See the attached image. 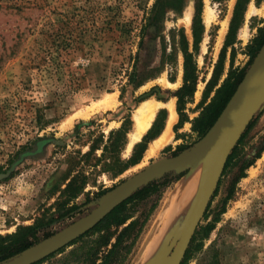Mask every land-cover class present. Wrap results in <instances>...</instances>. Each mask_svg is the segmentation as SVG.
Wrapping results in <instances>:
<instances>
[{
	"label": "rangeland",
	"instance_id": "1",
	"mask_svg": "<svg viewBox=\"0 0 264 264\" xmlns=\"http://www.w3.org/2000/svg\"><path fill=\"white\" fill-rule=\"evenodd\" d=\"M237 1L191 0L187 28L180 22L186 0H0V244L33 228L28 240L35 245L89 213L124 179L201 139L195 118L228 74L247 66L264 27V12L260 13L264 0H242L238 29L226 46ZM197 7L203 32L195 46L192 24ZM207 8L213 14L209 24L203 19ZM184 49L192 55L191 96L178 92L184 85ZM214 73L218 79L209 90ZM132 75L139 78V86L129 82ZM108 98L113 105L103 107ZM148 99L172 101L176 120L165 146L150 157L143 153L138 164L129 166L134 146L159 111L157 129L163 131L166 124L167 107L162 106L126 153L135 110ZM72 115L76 118L65 126ZM252 119L257 121L241 161L221 173L195 233L214 222L213 228L187 264H264V150L255 158L264 146V101ZM121 128L127 133L118 165L124 170L118 174L116 155L107 142L110 132ZM247 162L251 166L236 179ZM193 170L201 179L202 162L157 195L128 205L135 217L145 215L151 206L155 209L125 264H145L176 251L200 179L188 197L176 195ZM72 179L75 182L68 187ZM78 188L81 191L73 197ZM115 231L112 227L88 233L38 264H98L110 245L97 246L86 255L88 248L99 236Z\"/></svg>",
	"mask_w": 264,
	"mask_h": 264
},
{
	"label": "water",
	"instance_id": "2",
	"mask_svg": "<svg viewBox=\"0 0 264 264\" xmlns=\"http://www.w3.org/2000/svg\"><path fill=\"white\" fill-rule=\"evenodd\" d=\"M263 101L264 43L214 124L196 144L176 156L164 158L124 179L102 196L89 213L2 264H33L57 252L92 229L139 188L166 173L172 171L177 174L184 173L196 162L214 154L216 159L214 158L212 165L206 168L202 175L203 181L198 188L176 251L166 255L160 254L145 263L180 264L217 187L228 155Z\"/></svg>",
	"mask_w": 264,
	"mask_h": 264
},
{
	"label": "trees",
	"instance_id": "3",
	"mask_svg": "<svg viewBox=\"0 0 264 264\" xmlns=\"http://www.w3.org/2000/svg\"><path fill=\"white\" fill-rule=\"evenodd\" d=\"M241 3H242V0H238L235 6L234 15L231 19L229 32L227 34L226 46L232 43V39L234 38L236 31L238 29V24L236 20H237V15L239 11L241 10ZM200 14H201V8L197 7L195 17L193 19V24H192L193 39H194L195 46L200 42V38L203 32V26L201 23ZM263 43H264V27L259 30V36L255 39L254 46L251 48V51L249 52L250 58H249L247 66L239 71L230 72L227 78L223 81L222 85L215 90V95L211 99L210 103L204 106L200 115L197 118H195L194 125H195L196 131L199 134V138H202L206 134V132L210 129V127L214 124V122L216 121V119L218 118L222 110L224 109L225 105L227 104V102L229 101L233 93L235 92L236 87L243 79V76L246 72V68L250 66L254 57L256 56L261 46L263 45ZM141 45H142V41L139 42V46ZM183 54H184V64H183L184 85L181 87V89L178 92L182 96L183 95L191 96L195 90L194 89L195 79L193 77V72H192L193 69H192V61H191L192 55L189 54L186 51V49L183 50ZM136 76L137 75L129 76V82L137 87L140 85V83L138 81L139 78H137ZM217 79L218 77L216 73H214L213 77L208 83L209 90L212 85L215 86L213 82L215 83ZM180 99L181 97L177 101V104H178L177 110H178L179 115H181V108H180L181 100ZM161 112L162 111L158 112L151 128L143 136L142 140L134 146L132 155L130 159L128 160L129 166H134L140 162V160L142 159L143 153L145 152L147 148L146 146L147 143L153 140L154 138H156L162 131L161 127L157 129V124H156L158 118L161 115ZM256 121L257 119H252L248 123L244 131L241 133L236 145L233 147L230 154L228 155V158L225 162L222 173L228 171V169L235 167L241 161V154L243 153V149L246 145V138L249 135V132L253 128ZM126 133L127 132L123 128H121L118 131H111L109 134L108 142H107L112 147V152L116 155L114 157V165L116 167L115 172L118 174L122 173L124 170L118 167V165L121 164L119 154L126 144ZM108 148H109L108 145H105L103 147V150L106 151ZM263 150H264V146L258 152V155H256L255 158H258L260 152H262ZM251 164H252L251 162H247L243 164L242 167L240 168V173L236 177V179L242 178L244 170H246L249 166H251ZM183 175H184L183 173L177 174L172 171V172L166 173L161 178L154 180L150 182L149 184L139 188L128 199H126L121 204H119L117 207H115L109 214H107L92 229L85 232L83 235L79 236L75 241L69 243L67 246L74 244L78 239H81L88 233H91V232L101 233L103 231H108L110 228L114 227L116 228V231L112 234H107L106 236H99V238L95 240L94 246L91 248H88L86 255H88L93 249H96L97 246L101 248L102 247L107 248L108 245H110V248H107L106 252L102 256L98 264H125L129 255L135 249L137 242L139 241L140 236L142 235L144 228L153 210L155 209V206H151V208L145 215L135 217L134 215L135 212H132L130 208L128 207V205L129 204L136 205L152 196L157 195L162 188L168 186L173 181L179 180ZM74 182L75 180L72 179L68 183V187H70L72 183ZM80 191H81V188L74 190L72 196L75 197ZM212 197L210 201L212 200ZM205 217H206V214L204 213V218ZM213 225H214V222L209 223L206 226L202 227L200 231L195 233V235L190 241L189 247L187 248L184 258L180 264L188 263L193 253L197 250L198 242L208 235V233L212 230ZM32 229L33 228H29L27 229L26 232L24 231L20 233L19 235H17L15 239H13L8 244H5V245L0 244V263L20 253L21 251L25 250L31 245H33L32 242H29L28 240V236ZM112 238H114V242L110 244V240ZM62 251L63 250L61 249L56 253H60ZM45 259H42L41 261L35 264L41 263L45 261Z\"/></svg>",
	"mask_w": 264,
	"mask_h": 264
},
{
	"label": "bare ground",
	"instance_id": "4",
	"mask_svg": "<svg viewBox=\"0 0 264 264\" xmlns=\"http://www.w3.org/2000/svg\"><path fill=\"white\" fill-rule=\"evenodd\" d=\"M263 12H264V5L262 7V10H260V13H263ZM203 15H204L203 19H204L205 23L209 24L212 21V19H213L212 11L207 8ZM191 16H192V3H191V0H186V6H185V8L183 10V16L180 19V22L183 23V25L186 26L187 28H188V25L190 24ZM242 38H246L245 34H243ZM112 100H113L112 98H108L105 101H103L102 102L103 107H107V106L109 107V105L113 103ZM162 106L167 107V112H168V116H167L165 127H164L163 131L156 137V139L153 140L152 142H150V144H149V146H148V148L146 150V154L145 155L147 157L153 156L163 146H165L167 144L168 140L170 139V135H171L170 134L171 127H172L173 123L176 120V114H175V111H174V104H173L172 101H170L168 104H162V103L156 102V101H154L152 99H148V100L142 102L137 107V109L135 110V115H134L135 127H134L133 132H130V134H129V142H128V144H126L127 145L126 146V153H129L131 148H132V146L136 142H138L140 140V138L145 134V132L150 127V125H151V123H152V121H153V119L155 117L157 109H159ZM83 116L86 117L87 114L84 113ZM74 118H76L75 115H72L70 118L68 117L67 118L68 121L66 122L65 126L69 125ZM124 153H125V151H124ZM215 157L216 156H214V154H213V155L209 156L208 158L202 159V160H200V161H198V162H196L195 164L192 165V167H194L198 163L202 162V172L200 173L201 174V179L198 178V172L199 171H196V170L191 171L192 173H190L186 177L185 181H183L181 189L179 188L180 191L178 192V190H177L178 193L176 195V198L177 197L178 198L188 197L190 195V193L194 189V185L196 184L197 178L200 179V182H199V186H200V184L203 181L202 175L204 174L206 168H208L210 165H212V163L216 159ZM192 167H190V169H192ZM190 169H188V170H190ZM183 230H184V228H183ZM157 249H158V247L155 249V251L153 250L152 256H154V255H156L158 253L159 249H158V251H156Z\"/></svg>",
	"mask_w": 264,
	"mask_h": 264
},
{
	"label": "crops",
	"instance_id": "5",
	"mask_svg": "<svg viewBox=\"0 0 264 264\" xmlns=\"http://www.w3.org/2000/svg\"><path fill=\"white\" fill-rule=\"evenodd\" d=\"M148 147V146H147ZM146 150H147V148H146ZM146 150H145V152H146ZM145 152H144V154H145ZM144 157V156H143Z\"/></svg>",
	"mask_w": 264,
	"mask_h": 264
}]
</instances>
